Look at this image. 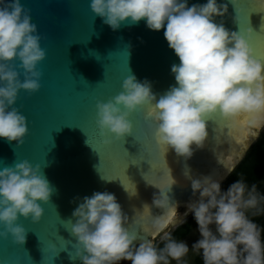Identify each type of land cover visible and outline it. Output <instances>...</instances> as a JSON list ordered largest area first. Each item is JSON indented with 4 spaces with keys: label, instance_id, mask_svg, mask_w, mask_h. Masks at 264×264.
I'll return each instance as SVG.
<instances>
[{
    "label": "clouds",
    "instance_id": "9594fccd",
    "mask_svg": "<svg viewBox=\"0 0 264 264\" xmlns=\"http://www.w3.org/2000/svg\"><path fill=\"white\" fill-rule=\"evenodd\" d=\"M229 2L237 12L239 0ZM90 7L113 30L141 20H146L151 30L166 29L164 37L180 61L171 67L176 85L159 99L149 81L140 82L130 74L120 94L106 103L98 102L97 125L103 135L112 134L117 139L133 135L130 117L147 106V115L155 124V141L164 150L166 168L169 149L186 159L193 156V145L203 149L209 136L208 123L217 117L242 128L253 140L259 137L264 130V59L257 58L250 43L258 33L251 27L246 34L240 29L229 31L223 21L214 22L215 17L228 13V3L207 0L206 4L189 7L187 0H91ZM234 19L239 24L237 15ZM41 39L31 9L21 0H0V137L17 145L24 144L29 128L26 117L14 105L20 90L35 93L41 88L42 72L37 66L46 58ZM16 60L20 61L18 66L13 63ZM17 67L23 70V80ZM128 167L124 175L129 185L117 179L132 197L137 191L126 174ZM225 167L233 171L231 158ZM146 174L142 173L144 179ZM185 175L191 180L193 195L199 193V200L187 208L194 213L201 236L192 249L202 251L204 264H264L261 229L248 216L250 210L253 215L264 212V196L256 185L249 189L238 180L222 192L220 183L211 177L194 179L187 172ZM174 183L169 182L167 191L156 186L160 192L154 195L153 204L164 213L152 220V239L138 246L137 235L126 226L129 217L113 193L95 192L84 197L72 213L75 222L65 221L76 238L75 254H70V259L83 264H119L122 260L132 264H181L189 246L166 231L184 223L178 205L172 204L168 195ZM55 191L40 164L33 166L24 160L0 170V224L5 229L0 237L11 235L15 243L25 244L27 230L19 223L20 217L39 223L45 213L42 204H49ZM144 210H150L149 205L145 204ZM161 233L164 246L158 248L154 240Z\"/></svg>",
    "mask_w": 264,
    "mask_h": 264
},
{
    "label": "water",
    "instance_id": "95a60500",
    "mask_svg": "<svg viewBox=\"0 0 264 264\" xmlns=\"http://www.w3.org/2000/svg\"><path fill=\"white\" fill-rule=\"evenodd\" d=\"M206 3L207 0H187L189 7ZM217 3H228V13L215 17L214 22L223 21L229 31L240 29L245 34L251 27L258 34L250 43L261 59L264 0H239L237 12L229 0ZM21 4L31 9L46 58L37 66L42 72L40 90H20L14 105L28 122L24 144L0 137V170L24 160L33 166L40 164L56 191L49 204H42L45 213L39 223L20 217L19 223L27 230L25 244L15 243L11 235L0 237V264H83L79 259H70V254H75L76 238L65 221L75 222L73 211L84 197L95 192L107 191L116 196L129 217L126 226L138 237V246L152 239V220L164 213L153 204L154 195L160 192L158 187L167 191L169 181L175 182L168 195L185 219L192 214L187 205L199 200L185 172L194 179L211 177L222 185L257 140L217 117L208 123L205 147L195 149L193 145L191 158L179 157L173 149L166 152L168 169L164 150L155 141V124L147 115V106L130 117L133 135L125 139L103 135L97 125V103H106L120 94L127 76L134 74L140 82L149 81L157 99L176 85L171 67L180 61L164 37L166 29L151 30L146 20H141L134 25L123 23L113 30L94 14L91 0H21ZM236 15L239 24L234 19ZM13 63L18 66L20 61ZM17 70L23 80V70ZM230 158L234 168L228 172L225 165ZM128 164L126 174L137 191L132 197L120 182L129 185L124 175ZM142 173H147L145 179L158 187L149 184ZM113 179L117 180L108 181ZM145 204L150 210H144ZM4 230L0 224V231ZM125 261L128 260L119 263Z\"/></svg>",
    "mask_w": 264,
    "mask_h": 264
},
{
    "label": "trees",
    "instance_id": "16d2710c",
    "mask_svg": "<svg viewBox=\"0 0 264 264\" xmlns=\"http://www.w3.org/2000/svg\"><path fill=\"white\" fill-rule=\"evenodd\" d=\"M238 180H242L249 189L253 184L256 185L258 193L264 196V130H261L257 140L252 144L241 162L221 185V191L226 192L229 187ZM248 216L253 222L257 223L261 229V239L262 243H264V212L253 215L250 210ZM194 221L195 217L192 215L186 219L184 223L178 225L170 232L172 238L178 242L187 238L193 229ZM155 244L158 248H162L164 246V241L161 239L160 241H156ZM127 264H132V262ZM192 264H204L202 251L194 257Z\"/></svg>",
    "mask_w": 264,
    "mask_h": 264
},
{
    "label": "rangeland",
    "instance_id": "374dc122",
    "mask_svg": "<svg viewBox=\"0 0 264 264\" xmlns=\"http://www.w3.org/2000/svg\"><path fill=\"white\" fill-rule=\"evenodd\" d=\"M178 212L180 214V208H178ZM192 215H194V213L190 214L187 218H185L183 220L185 221L186 219H188ZM180 224H182V223H178L177 226L180 225ZM210 227L213 228V231L215 230V226L214 225H212ZM175 228L170 227L166 231L170 233ZM162 236H163V234H161L160 237L156 238L155 242L156 241H160L162 239L161 238ZM199 239H201V236H200V233H199V226H198V224L196 223V220H195L191 233L189 234V236L187 238L182 240V242H185V243L188 244L190 251H189L188 255L183 258V261L181 262V264H192V262L194 260V257L198 254V252H196L195 250L192 249V245L195 244ZM127 263H128V261H125V262H122V263H119V264H127ZM170 264H177V262L176 261H170Z\"/></svg>",
    "mask_w": 264,
    "mask_h": 264
},
{
    "label": "snow or ice",
    "instance_id": "6c2138e0",
    "mask_svg": "<svg viewBox=\"0 0 264 264\" xmlns=\"http://www.w3.org/2000/svg\"><path fill=\"white\" fill-rule=\"evenodd\" d=\"M261 59H264V56L261 57ZM170 182V181H169ZM142 227V226H141Z\"/></svg>",
    "mask_w": 264,
    "mask_h": 264
}]
</instances>
